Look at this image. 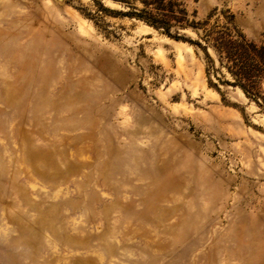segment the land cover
<instances>
[{"label": "rangeland", "instance_id": "obj_1", "mask_svg": "<svg viewBox=\"0 0 264 264\" xmlns=\"http://www.w3.org/2000/svg\"><path fill=\"white\" fill-rule=\"evenodd\" d=\"M185 3L264 42V0ZM103 7L0 0V264H264V115Z\"/></svg>", "mask_w": 264, "mask_h": 264}, {"label": "trees", "instance_id": "obj_2", "mask_svg": "<svg viewBox=\"0 0 264 264\" xmlns=\"http://www.w3.org/2000/svg\"><path fill=\"white\" fill-rule=\"evenodd\" d=\"M112 1L124 9L103 7L105 11L139 19L169 37L194 44L206 59L207 73L219 72V80L239 88L264 115V42L247 38L235 26L210 22L213 12L203 19H195L196 10L190 11L185 0ZM182 30H189L195 38Z\"/></svg>", "mask_w": 264, "mask_h": 264}]
</instances>
